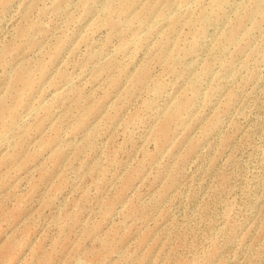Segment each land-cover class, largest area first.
Wrapping results in <instances>:
<instances>
[{
    "label": "rangeland",
    "instance_id": "rangeland-1",
    "mask_svg": "<svg viewBox=\"0 0 264 264\" xmlns=\"http://www.w3.org/2000/svg\"><path fill=\"white\" fill-rule=\"evenodd\" d=\"M0 264H264V0H0Z\"/></svg>",
    "mask_w": 264,
    "mask_h": 264
}]
</instances>
